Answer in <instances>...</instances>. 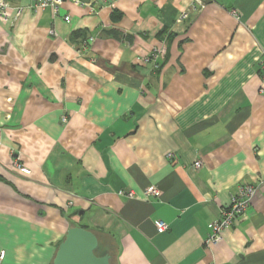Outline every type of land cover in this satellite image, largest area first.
<instances>
[{
    "label": "crops",
    "instance_id": "1",
    "mask_svg": "<svg viewBox=\"0 0 264 264\" xmlns=\"http://www.w3.org/2000/svg\"><path fill=\"white\" fill-rule=\"evenodd\" d=\"M79 1L10 0L21 14L0 19L2 264H51L71 226L114 264H264V0H205L181 23L192 0ZM241 181L263 184L206 246Z\"/></svg>",
    "mask_w": 264,
    "mask_h": 264
},
{
    "label": "built area",
    "instance_id": "2",
    "mask_svg": "<svg viewBox=\"0 0 264 264\" xmlns=\"http://www.w3.org/2000/svg\"><path fill=\"white\" fill-rule=\"evenodd\" d=\"M65 0H32L31 7L32 8H49L52 12L53 16H56L60 12V6ZM75 3H80L79 0H73ZM205 7V0H192L190 3V7L187 9H182L179 13V15L176 18V22L181 23L185 20H188L190 11H200ZM11 5L10 0H0V19L4 22H7L10 24V26L13 25L14 21L19 17L22 11V7H17L16 11L12 14L11 13ZM63 19L68 22L70 20L69 15H64ZM50 34H54L53 28L49 30ZM93 37L89 36L85 40L81 41L80 44L77 45L76 48L82 50L85 49L89 44L92 43ZM160 55V50L157 48H153L146 56L141 58V61L143 63H150L152 65L153 69H156L159 67L158 64V58ZM264 56V53H263ZM67 118L66 116H62V121L66 122ZM167 158L169 160H172L174 158V154L171 152H168L166 154ZM14 165L16 168L24 173H29V169L25 166L21 165L19 162H14ZM194 167H201L202 163L199 159L195 160L193 163ZM263 184V181H260L257 185L251 184L248 182L241 181L238 186L235 194L231 196L229 204L222 208L219 215L212 220L209 225L208 229L209 232L207 234L206 239L204 240V244L206 246L215 245L219 240L221 239V231L225 228H228L232 226L235 222V220L244 215L246 212V209L248 208L250 204V199L252 195L254 194L256 188L258 185ZM144 193L152 196H159L160 191L155 185H148L144 188ZM132 193L128 192L127 196H131ZM156 230L158 232H163L168 228V225L166 222L159 220L155 222ZM5 250L0 249V264H2L4 257H5Z\"/></svg>",
    "mask_w": 264,
    "mask_h": 264
},
{
    "label": "water",
    "instance_id": "3",
    "mask_svg": "<svg viewBox=\"0 0 264 264\" xmlns=\"http://www.w3.org/2000/svg\"><path fill=\"white\" fill-rule=\"evenodd\" d=\"M98 248V238L91 230L71 226L57 246L51 264H111L107 253L96 254Z\"/></svg>",
    "mask_w": 264,
    "mask_h": 264
},
{
    "label": "trees",
    "instance_id": "4",
    "mask_svg": "<svg viewBox=\"0 0 264 264\" xmlns=\"http://www.w3.org/2000/svg\"><path fill=\"white\" fill-rule=\"evenodd\" d=\"M86 37L82 38L81 41L85 40ZM97 236V235H96ZM98 237V236H97ZM98 241H99V248L96 250V254H99L100 252L103 253L104 252V246L101 244V239L98 237ZM101 245L103 247H101ZM106 252L108 253L109 257H110V263L114 264V250L112 249H108L106 250ZM105 253V252H104Z\"/></svg>",
    "mask_w": 264,
    "mask_h": 264
},
{
    "label": "flooded vegetation",
    "instance_id": "5",
    "mask_svg": "<svg viewBox=\"0 0 264 264\" xmlns=\"http://www.w3.org/2000/svg\"><path fill=\"white\" fill-rule=\"evenodd\" d=\"M103 253H104V252H103ZM103 253L100 252L99 255H100V254H103Z\"/></svg>",
    "mask_w": 264,
    "mask_h": 264
}]
</instances>
